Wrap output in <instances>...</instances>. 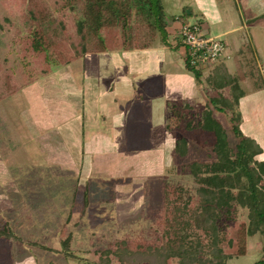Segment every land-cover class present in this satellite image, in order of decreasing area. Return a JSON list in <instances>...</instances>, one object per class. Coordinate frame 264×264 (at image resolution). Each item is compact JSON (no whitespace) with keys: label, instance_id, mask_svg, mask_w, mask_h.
Wrapping results in <instances>:
<instances>
[{"label":"rangeland","instance_id":"obj_1","mask_svg":"<svg viewBox=\"0 0 264 264\" xmlns=\"http://www.w3.org/2000/svg\"><path fill=\"white\" fill-rule=\"evenodd\" d=\"M162 1L170 23L182 15L185 6L198 10L193 0ZM210 2L215 19L208 17L207 24L200 23L204 36H216L242 25L241 13L248 9L245 2ZM250 29L261 58L258 62L264 64L260 46L264 35ZM240 38L251 43L248 31L226 36L230 52L237 49L233 44H239ZM159 47L161 38L153 48ZM155 65L153 57L142 51L90 54L3 103L8 129L0 132V207L22 240L0 241V253L3 251L14 264L79 263L78 258L67 260L60 253L55 231L65 224L72 210L73 180H79L88 201L79 226L73 227L75 253L83 260L88 259L89 237L101 229L122 235L147 224L163 207L165 182L196 187L182 167L215 159V137L203 131H167L164 105L172 99L194 102L200 89L207 94L203 104H195L200 110L210 98L219 93L227 96L230 91L214 92L206 82L212 75L208 70H202L203 84L199 85L193 72L186 69L183 51L166 49L158 70ZM146 81L154 83L158 97L133 100L138 89L144 91ZM112 85L114 91L110 90ZM261 86L262 90L249 87L234 123L231 114L215 113L227 129L232 148L238 142L232 131L234 124L264 148L263 80ZM181 138L189 143L184 158L175 152L176 141ZM263 258L264 236L259 234L250 239L246 256L228 264H256Z\"/></svg>","mask_w":264,"mask_h":264},{"label":"trees","instance_id":"obj_2","mask_svg":"<svg viewBox=\"0 0 264 264\" xmlns=\"http://www.w3.org/2000/svg\"><path fill=\"white\" fill-rule=\"evenodd\" d=\"M193 16L190 7H183L174 21L186 24ZM168 25L162 0H0V132L8 129L2 111L6 100L90 54L146 50L160 38L169 45ZM186 69L203 84V71L188 64ZM247 78V73L234 75L220 65L206 82L214 92L229 89V95L219 93L200 110L187 102H167V131H203L215 137V159L182 167L195 188L165 182L163 207L147 224L122 235L101 229L89 237L88 259L83 260L75 253L73 227L79 226L88 201L79 180H73L72 210L55 229L60 253L67 260L78 258V264H228L246 256L250 239L264 236V161L258 159L264 150L236 124L232 131L238 142L232 148L215 113L231 114L230 120L236 121ZM142 89L133 100L145 98L147 86ZM175 152L181 158L188 155L187 139L176 141ZM21 240L0 207V241ZM0 264L14 261L2 251ZM256 264H264V258Z\"/></svg>","mask_w":264,"mask_h":264},{"label":"crops","instance_id":"obj_3","mask_svg":"<svg viewBox=\"0 0 264 264\" xmlns=\"http://www.w3.org/2000/svg\"><path fill=\"white\" fill-rule=\"evenodd\" d=\"M193 1L196 4V8L198 10L196 11L193 6H185V7H190L194 13V16L189 19L188 23H190V21L193 19L196 21V23H199V24L201 23V25H203V23L207 24L206 19L208 17L209 18L212 17L213 19H215V16L213 14H211L212 11H211V5L210 4H212L213 2H210V0H193ZM212 1H214V0H212ZM242 1L245 2L248 6L247 12L241 13L242 25L237 27V28H234L230 31H227L225 33L216 35V36H225V38H226V36L229 35L230 33H240L243 31H248V36L250 37L251 43H248L246 40H243L242 38H240L239 44H233V46L237 49L234 48L235 49L234 52H230V50H229L230 59L227 60L226 62H223V63L217 65L214 69L208 70L209 71L208 74H214L215 69L217 67H219L220 65H225L228 69V72L231 74H234V75L239 73V72L247 73L249 75V78H247L246 82L242 83V89L245 90V92H246L245 97H246L247 96V90L249 89V87H253L255 90H262L261 85L257 86V84H258V83H256V82H258L257 76L259 77L261 82H262V80L264 81V78H263L264 64H263V61L258 62L259 60H261V58L258 54L259 51L257 50L255 38H254L253 34L251 33V29H250L252 27L257 32L260 31L261 34L264 35V0H242ZM230 16L231 15L227 14V17H230ZM216 17H219L220 19L222 18L220 13H217V12H216ZM214 21H216V20H214ZM182 25H183V23L181 20L180 21H173V23H170V20H169V25L166 29L168 38L171 41L169 43V45L163 44L161 42V47H159V48H153L154 47V45H153L149 49L135 50V52L136 51H142L144 54H150V56L153 57V63H154V61L156 62L155 70H158V63L160 62V57H163L165 55L166 49L177 50L178 53H181V49H180V46L178 44H179V33H180ZM263 39L264 38H260V41ZM260 46L264 52V44L262 43V45H260ZM184 60H185V58H184ZM73 64H70V66ZM229 64H231V65H229ZM185 65H186V61H185ZM229 68L233 71H231ZM146 86H147L148 91L146 92L145 98L143 100H141V102L145 101L146 98L149 97L150 95L153 97H158V95H159V91L157 90V87L154 85L153 82H151V81L144 82L142 87H146ZM110 90L114 91L113 85L111 86ZM76 94H77V92H76ZM79 95H80V93H79ZM205 95H207L206 92H202L199 89L198 95L194 98V102H189V101H182V102H187V103H189L195 107V104H203L201 102H204ZM245 97L242 98V100L245 99ZM242 100L240 101V105H241ZM114 101L116 102L117 98H115ZM168 101H170V100H168ZM168 101H166V103L164 105V113H165V109H166V105H167ZM209 103H210V99H209ZM129 105H130V103H129ZM239 108H240V106H239ZM120 111L124 112V110H120ZM94 139L99 140L100 137H96ZM263 150H264V148H263ZM262 156H264V153L258 159L262 160L261 159ZM262 161H264V160H262Z\"/></svg>","mask_w":264,"mask_h":264},{"label":"built area","instance_id":"obj_4","mask_svg":"<svg viewBox=\"0 0 264 264\" xmlns=\"http://www.w3.org/2000/svg\"><path fill=\"white\" fill-rule=\"evenodd\" d=\"M186 64L196 70H211L230 59L225 36H204L199 23L181 26L179 44Z\"/></svg>","mask_w":264,"mask_h":264}]
</instances>
